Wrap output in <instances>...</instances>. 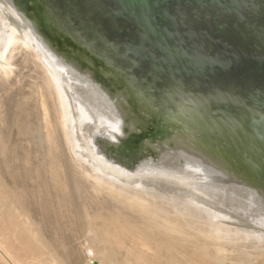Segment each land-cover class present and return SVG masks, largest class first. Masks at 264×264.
I'll list each match as a JSON object with an SVG mask.
<instances>
[{
    "label": "rangeland",
    "instance_id": "obj_1",
    "mask_svg": "<svg viewBox=\"0 0 264 264\" xmlns=\"http://www.w3.org/2000/svg\"><path fill=\"white\" fill-rule=\"evenodd\" d=\"M14 1L16 2L17 6H19L23 11L27 13L28 19L36 24L42 37L52 44L55 52L61 57L63 61L65 60L66 63H69V66L72 67L75 72H77V75L80 78L90 82L94 87L102 91L103 94L105 93L107 96H109L113 101V105L114 101L115 106L117 105V102L118 104L120 102V105L122 106L119 105V109H122V111L118 110L119 112H117L116 114H118L119 116L120 114L123 115V113L121 112L125 111V106L127 110L130 101L133 102L129 105L134 103V107H137L136 110L134 107V110L133 108H131V111L138 112V108L142 110V102H144V100L148 98L140 94L138 91L136 92L134 85H132L130 79L127 76V69L115 64H110L107 59L100 58L95 53H93L91 47L88 46L87 43L83 42L81 38L76 37L69 26L56 15L51 5H44V8H40L36 6L31 0ZM42 16L44 17L45 22L48 24V30H50V32L45 30L42 26ZM11 20L14 19L8 5H6L5 3L0 4V30H3ZM17 41L19 43L14 44V48L17 52L15 60V62H17L16 64H11L10 66L5 63V59H2L4 56H0V70L2 74L3 71H5V68H2V66H9V69H11L9 71L10 73H7L8 75L4 73V80H2L3 82L0 83V87H2L0 89V117L2 118V123H4V126H1L2 124L0 123V130L2 135L5 136L4 138L6 139V141H4L5 139L0 140V147L2 149L0 150V192L2 193L3 198L1 205L6 207L10 206L14 209H17L19 211V214H22L21 220L23 221L26 219L27 223L31 227V231H33L38 241L44 247V250H42V252L48 253V255L43 257L44 263L42 264H146V262L148 261V264H152L154 263V260V264H168V262L169 264H171L172 261H175L176 264H183L186 260L194 261L197 256L198 257L196 258V260H198L200 256L202 257L201 259H205V261L207 262H212L213 260L214 263L215 261L216 263L221 262L219 264H264V204L258 206L254 202L252 203L249 201H240L237 199L234 200L230 199L226 195H220L218 193L210 194L208 191L203 190V187L198 183H188L187 179L189 180V177L191 176H187L185 182L180 181V183H177L180 186L178 187V189H173L169 192V186H172L173 182H175L176 180H173L171 176H168L166 173L152 171L153 165L151 163L141 165V161H143L144 158L153 157L156 162L177 169L182 164V161L177 156L173 145L172 147H165L164 145H162L159 151L154 152L150 149L149 153L145 149L139 147L133 146L130 149L124 148V141L129 138V135L137 137H142L143 135V138L139 144L147 142L155 145L158 142H167L169 140L170 142H172L173 136L176 133V129L181 122L180 120H178V105L179 107L181 105H186V102H188L186 99L182 98L179 101H176L175 99L170 101L168 98L167 100L156 98L158 101H162L158 104H153L151 100L148 99L149 109H151L150 111L148 109L147 111H145L146 115L144 113V121L146 123V125L144 126V133H127V135L120 139L119 143L117 144L109 142L104 143L100 140L102 139L100 137L94 136V138L93 134L96 133V128H94L93 132H91L86 126L78 125L75 128L76 134L75 130L73 131V127L68 129L69 132H67L68 130L66 129V127L62 125V119H60L61 114L59 113L60 116L59 114H57L59 101H56L58 99H56L54 92H49L46 94L54 95L53 97L51 95V99L55 101L54 103L56 105L52 103L50 96L49 103H52V109H56L52 110L54 111V113L50 111V114L48 116L49 118L47 117L46 121L44 119V116H42L43 113L41 110H39V101L41 100L39 91L45 92L46 83L44 79H42L41 75L38 74L35 65H33L28 59L26 55L29 52L27 45H23L24 43L20 40ZM22 46L24 47L22 48ZM2 69L4 70L2 71ZM35 71H37V73H35ZM38 77H40L42 80ZM7 85L8 87H6ZM131 88L134 89H132L131 91ZM6 92L9 93V95H7ZM3 93H6V95H3ZM127 95L129 97H127ZM11 96L12 100L10 102L9 100L11 99ZM197 96L198 94L194 93L191 99L188 100H192ZM202 96L206 97L207 95L204 94ZM7 97H9L10 99L8 100ZM85 97V100H88V103L90 101V109H93L92 112H94L95 110L94 113L96 114L95 116H97V110H99V102L94 99L95 96H89L91 98L90 99L87 94H85ZM121 99H123V101ZM6 100L8 102H6ZM91 101L94 102L95 105H93L94 103H92ZM2 103L4 107L2 106ZM12 103L13 105H11ZM136 103L140 107L137 106ZM7 104H10L12 107H14L13 110L11 109V107H8V109ZM130 107H132V105ZM7 109L12 110V116L9 111L5 112ZM1 110L2 112L4 111L6 113L5 117V113H1ZM9 114L10 121L7 117L9 116ZM51 114L54 115L50 117ZM40 120H43V122ZM49 121L51 124L49 123ZM53 121L54 126L56 125L55 127H58V130L53 127ZM56 121H60V128L63 127L62 132L58 124L55 123ZM129 121L130 118H125L126 123H128ZM9 123L13 124L9 125ZM158 126H162L168 129L167 133L164 136H159L156 138L152 137L151 135L144 136V134H150L151 132H153ZM8 127L11 129L8 130ZM4 129L8 131L3 132ZM59 130L61 135L59 133ZM48 134L53 135L55 138L57 136V138L55 139V145L48 140ZM65 136L67 137L66 140H64ZM58 137H60L62 140ZM57 139L60 140L61 143H59L60 141H57ZM63 140L64 142H66L62 143ZM93 140L94 142H96L94 143ZM2 142H7L5 144L6 146L4 145V143L1 144ZM95 144L98 148L95 147ZM77 146H79L80 149H78ZM99 148H101L102 151L96 152V150H99ZM64 152H67L70 155L64 156ZM99 153H102V161L100 160L101 158L99 157ZM68 157H70L71 161L69 162V164H67L69 161ZM65 158H67L68 160L66 161ZM72 164L77 172L74 171V168H69L68 170V167H71ZM110 165L126 169V172L120 171L118 168H116L115 170L111 168V171L109 169ZM105 166L107 167V170H105ZM58 168L59 170H57ZM96 168H98V173L100 171L103 172H100L98 174L96 172ZM137 169L139 170L137 171ZM82 172H85V174H82ZM89 172L91 176L89 175V177H87V173L89 174ZM95 172L99 177L97 176V174H95ZM129 172H132V174L129 175ZM55 173H57V175H55ZM67 173L71 174V176H67ZM100 175L103 176V181ZM54 176L57 178H55ZM69 176L72 182L73 180H78V185L81 183L79 186L82 187L81 190L84 193L85 199L86 192L89 194V196L92 194L90 197L93 196L92 198L94 200L92 198H90V200L93 202L94 207L93 205H91L92 202H86V200L84 201V198L83 201L81 200V202H83L81 204L86 203L84 206L85 208H87V212L91 210L93 211V209L95 208L96 215L93 214L92 216L91 213H94V211H91V213L88 212L91 214V220H93L91 222H94L92 223V227H95V223H97L98 225H96L97 227L94 229L101 230L100 228H102V221L104 227L106 226V224H108V222L110 223V220L112 218H127V211L131 209H133V211L146 209V211H143L148 213L150 212V214L159 211L157 207V211L155 209L153 210L155 206L153 205V207L151 205L152 203L148 201L147 202L150 205L146 201H143L144 203L141 202V200L137 201V203L133 201V205H129V203L133 200H130V197L127 196L131 194L129 192H132V190L137 191L138 189H141V191L143 192L146 191L145 193H148V195L157 193L164 195L162 199H156V201H159V203H157L158 207H162L165 205V203H170L171 201L174 203H176L177 201L178 204L181 202L179 206H182V208H186L183 209L184 212L182 214L183 216H187L188 221H186L185 218L180 221V218L178 216L175 223H177V226H179V228L181 229L182 236L172 235L173 237H175L174 239L168 233L162 234V232H159L160 235L162 234V236H160L158 233H156V231L152 232L145 229L147 231V235H152V238L151 236H148L150 237V242H152L151 247L153 250L155 249V247L158 248L162 244V242H164V244H162V249L160 246L158 248L160 249L159 251L155 249L156 251L152 250V252L151 250H149L148 252L146 250H142V248H140L136 242L130 241V239L132 240V238L129 237H126L124 239L123 246L121 243L111 239L112 232L110 233L109 231H107L106 234H100V243H97L96 245L93 244L89 240V237L87 238V235H84V233H86V230L88 229L87 227L85 229L84 225L80 226V216L78 215V220L76 218L77 213L75 214L74 211L77 210L76 212H78V214L80 212L76 208L77 205L75 206V203L77 202L72 198L73 195L71 194L72 192H70V187H67L70 184L71 187L73 186V183H71V181L69 182L70 179L67 180ZM111 176L114 178H112ZM126 178L131 179V182ZM66 180L69 182V184H66ZM100 180L102 181V183L100 182ZM103 182H105V184H108L109 182L108 185L111 186L110 187L107 185L109 187V190L115 189L116 193L112 190H110V193H108L109 190L107 186H105V184L103 185ZM97 183L98 185H96ZM83 184H85V186ZM113 185H115V187H120V192ZM135 185H138V187H136ZM130 186L133 189L130 188ZM100 187L102 188L100 189ZM103 187L105 189H103ZM135 187L136 189L134 190ZM121 188L124 189L123 192H121ZM68 189L70 191H67ZM105 190L106 194L108 195L105 194ZM161 190L165 192H161ZM64 191L67 192L68 196H66ZM181 191L182 193H180ZM68 192H70L72 199L70 198V194ZM111 192H113V194ZM171 192H173L172 194L174 195H169V193ZM98 193L101 194L104 198ZM114 193L117 195H115ZM124 193L126 194V196H124ZM118 194H121V196H118ZM111 195L113 197H111ZM193 195L195 198L193 197ZM89 196L87 201L89 200ZM177 196L179 200L178 198H176ZM114 197H116V199ZM121 197H123L124 199ZM69 198L71 199V206L70 201H68ZM127 198L129 203H127L126 201ZM188 198H192L195 200V206H197L198 204V208L196 207L197 209L194 206L192 208L187 207L188 204L185 200H187ZM108 199L112 201H108ZM182 199L185 201V203ZM73 200L74 206L72 207ZM116 200H118L117 203ZM122 200L123 204L126 203L124 206L121 203ZM104 201L108 202L106 203ZM110 202L114 207L112 205L111 208L109 207ZM96 203H98V205ZM105 203L107 206L105 205ZM136 204L141 205V207L136 206ZM144 204L145 206L143 207L142 205ZM90 205L92 206V209ZM115 205L117 206V208ZM119 205H121L122 208L124 207V209L126 208L125 210H123L124 212L126 211V214L123 215L122 209L121 207H119ZM167 205H169L170 207L174 206L172 203ZM206 205H208L209 208H207ZM129 206H132V208ZM74 207L76 209H72ZM137 207H139L138 210ZM113 208L118 209V211ZM128 208L131 209L128 210ZM210 208L213 209V211ZM147 209L150 211H148ZM111 210H113V213L110 212ZM208 210H211L212 212ZM119 212L122 216L119 214ZM111 213L113 217L112 215L110 216ZM94 216L97 217L96 221ZM98 217L100 220H97ZM105 218L106 220H108V222L104 220ZM219 218L220 221L222 220L221 222L218 221ZM223 218L225 219L223 220ZM136 225H138V223ZM141 225L142 224H140V226ZM81 228H84V233L82 232L83 229L81 230ZM154 233L156 236L154 235ZM167 235L168 238H172V240H178L177 248L175 249V251H170L169 246L173 242L170 239H167ZM102 236L105 239H103ZM21 237L20 239L23 243L24 236L22 238ZM153 237L155 239H153ZM168 240L171 241L170 244H168ZM154 242L156 246L154 244L153 247ZM156 242L161 244L159 245ZM163 245H165V250H169L170 252H166L163 248ZM167 247L168 249H166ZM108 251L113 252L112 262L107 263L99 260V258H101V255H106ZM30 252L31 251L27 249V247H24V249H22L19 254L22 256H30ZM142 253L146 254V257ZM206 255H211V257L209 258ZM159 257L162 261L159 259L157 263L156 261ZM149 258L150 260H148ZM212 258L213 260H211ZM151 259L152 262H150Z\"/></svg>",
    "mask_w": 264,
    "mask_h": 264
},
{
    "label": "bare ground",
    "instance_id": "obj_2",
    "mask_svg": "<svg viewBox=\"0 0 264 264\" xmlns=\"http://www.w3.org/2000/svg\"><path fill=\"white\" fill-rule=\"evenodd\" d=\"M3 3L8 5V7L10 8L11 13H12V17L14 20H11L10 23L7 26H5V28L3 30H0V54H1L0 56H2V55L4 56L2 59H5L4 61L8 65L11 66V64H16L17 62H15V60H16L17 52H16V49L14 48V44L19 43L17 40H20L24 43L23 45H27L29 52L26 55H27L28 59L30 60V62L33 65H35V67L37 68L38 74L41 75L42 79H44V81L46 83V89L47 90L45 89V92L39 91L40 92L39 95H40V99H41L39 101L40 102L39 103V107H40L39 110L42 111L43 115H42V113H41V115L44 116L45 121H46L47 117L49 116L50 111H52L54 109V108L52 109V106H53L52 103L55 102L51 99V95H52V97L54 95L53 94L47 95L46 93L54 92L56 99H58L56 101L57 102L59 101L58 102L59 105L57 104L59 106V108H57L58 109L57 114H59V113L61 114L60 119H62L61 120L62 125L64 127H66L67 130L73 127V131H74L76 126H78V125L86 126L91 132H93V129L96 128V130H95L96 133L93 134V137L94 136L100 137L102 139H100V138L99 139L102 142H104V143L109 142V143H113V144L119 143V140L122 139L123 137H125L127 135V133H134V132H137L138 134L144 133V126L146 125V123L144 121L145 120L144 116L146 115L145 111H147V109L150 111V109H151V108L149 109V100L148 99H146V100H144V102H142V105H141L142 110H140V108H138L139 109V110H137L138 112L131 111V108H133L135 105L133 103V104H131L132 107H130L131 105H129V104L133 102V101L132 102L130 101L128 104L127 110H126V106H125V111L121 112V113H123V115L120 114V116H119L116 113L119 111H122V109L121 110L119 109L120 102L118 104V102L116 101L118 106L117 105L115 106V101H114V105H113V103H112L113 101H112V99H110L109 96H107L105 93L103 94L102 91H100L99 89L94 87L90 82L85 81L82 78H80L77 75V72H75L74 69L69 66V63H66L65 60L63 61L61 59V57L55 52V50L52 47V44L42 37V35H41L39 29L37 28L36 24L28 19L27 13L25 11H23L19 6H17L16 2L14 0H1L0 4H3ZM8 29H9V31H8ZM23 47L24 46H22V48ZM3 67L5 68V71H3L4 69H2V71H3V74H2V72L0 70V83L3 82L2 80H4L3 79L5 77L4 73L7 74L11 70V69H9V66H7L8 68L6 66H2V68ZM37 71H35V73H37ZM34 76H36V75H34ZM38 78H40V77H38ZM2 85H4V84H2ZM6 87H8V85ZM1 88L2 87H0V89ZM132 89H134V88H131V91H132ZM0 92H1V90H0ZM6 93H3V95L4 94L6 95ZM84 93L87 94L88 97L89 96H92V97L95 96L94 99H96L99 102V110H97L98 111L97 116H95L96 115L94 113L95 110H94V112H92L93 109L92 110L90 109L91 108L90 104H89L90 101L88 103V100H85L86 97H85ZM7 95H9V93H7ZM12 96H11V99L9 97H7L8 100L10 99L9 100L10 102L12 100ZM49 96H50L52 103H49L50 102ZM88 97H87V99H88ZM127 97H129V96L127 95ZM195 98H198L197 101L200 104H204L206 102L205 100L210 99L208 96H206V97L201 96L200 98L202 100L199 99V96H197ZM2 99H3V97H2ZM113 100H114V98H113ZM121 100L123 101V99H121ZM125 100H126V98H125ZM118 101H120V100H118ZM187 101L188 102L186 105H181L180 107L178 105V108H179L178 120H180L181 122H180L178 128L176 129V133L173 136L172 142H170V140H169L167 142H158L155 145H152L151 143L143 142L142 144L137 145V147L145 149L148 153L150 152V149L153 150L154 152L159 151V149L161 148L162 145H164L165 147H172V145H173V148H174L175 152L177 153V156L182 161V164L180 165V167L175 169L173 167H168V166L162 165L161 163L156 162L153 157L144 158L143 161H141V165L146 164V163L147 164L151 163L153 165L152 171L159 172V173H166L168 176H171V178L173 180H176L175 182H173L172 186H169V189H170L169 192L172 191L173 189H178V187H180V186L177 183H180V181L185 182L186 177L191 176V177H189V180L187 179L188 183L189 182L198 183L199 185H201L203 187V190L208 191L210 194L218 193L220 195H226L230 199H234V200L237 199L240 201H249L252 203L254 202L258 206L263 205L264 204V178H263V175L259 174L256 171V169L251 166V161L254 160V158H255L254 153H253L252 149L243 147L242 142H241L240 138L238 137V133H236L237 132V126L235 125L236 123L234 122V120L223 119L222 117H219V118L214 117L213 118V116H211V115L207 116L204 114H200V113H198V111L194 110V109L198 110V107H196L198 105H195V107H194L192 104H190L191 102L194 103V99L187 100ZM2 102H3V100H2ZM6 102H8V101L6 100ZM13 103L11 105H13ZM92 103H94V102H92ZM125 103H127V102H125ZM8 105H10V104H7V108L11 107V109L13 110L14 107H12L11 105L10 106H8ZM93 105H95V103ZM125 105H127V104H125ZM136 105L139 106L137 103H136ZM2 106H3V103H2ZM120 106H122V105H120ZM134 108H135V110L137 109V107H134ZM134 108H133V110H134ZM5 109H6V107H5ZM8 109L5 112L9 111L11 113L12 110L10 109L11 110L10 111ZM2 110H4V109H2ZM2 110H1V113H5L4 111L2 112ZM52 113H54V111H52ZM144 113H145V115H144ZM60 114H59V116H60ZM5 115H6V113L4 114V117H5ZM52 115H54V114H51L50 117H52ZM11 116H12V113H11ZM7 117H8V120L10 121V118H9L10 114ZM127 117L130 118V121L128 123L125 122V118H127ZM38 118H39V116H38ZM40 121L43 122V120H40ZM2 122H3L2 118L0 117V123L2 124L1 126H4V123H2ZM59 122L60 121H56L55 123H57L59 128H60L61 125H59L60 124ZM49 123H50V121H49ZM11 124H13V123H9V125H11ZM52 124H53V127L55 129L58 128V127H55L56 125L54 126V121ZM42 125H41V127H42ZM62 128H60L61 132H62ZM10 129L11 128L8 127V130H10ZM8 130L4 129L3 132L4 131L7 132ZM53 132H54V130H53ZM67 132H69V130ZM59 133H60V130H59ZM45 134H46V132H45ZM75 134H76V130H75ZM60 135H61V133H60ZM63 135H64V132H63ZM130 136L131 135H129L128 137H130ZM4 137L5 136L2 135L1 130H0V140H4L5 139ZM47 138L54 145L56 144L55 139L57 138V136L55 138L53 135L48 134ZM58 138H60V137H58ZM66 138L67 137L65 136L64 140H66ZM64 140L62 143L66 142V141L64 142ZM4 141H6V139ZM57 141H60V140L57 139ZM93 142H94V140H93ZM3 143L5 145L7 142L6 143L2 142L1 144H3ZM52 143H51V145H52ZM59 143H61V141ZM67 145H68V143H67ZM95 147L98 148L96 146V144H95ZM64 148H66V147H64ZM77 148L80 149L79 146H77ZM69 149H70V147H69ZM0 150H2L1 147H0ZM97 151L99 152L102 150H101V148H99V150H96V152ZM67 152H64V156L70 155V154H68L69 152L68 153ZM99 157L101 158L100 160L102 161V153H99ZM68 158H69V161L67 164H69V162H71L70 157H68ZM65 160L67 161L68 159L65 158ZM59 168L57 170H59ZM69 168H74L73 164L71 167L70 166L68 167V170H69ZM111 168L113 170L118 168L120 171L126 172V169L110 165L109 169L111 170ZM97 169L98 168H96V172H97ZM105 170H107V167ZM138 170L139 169H137V171ZM74 171H76L75 168H74ZM70 172H71V170H70ZM96 172H95V174L98 173V172L97 173ZM100 172H103V171H100ZM68 173H67V176L68 175L71 176V174H68ZM72 173H73V169H72ZM82 174H85V172L84 173L82 172ZM98 174H97V176H98ZM131 174H132V172H129V175H131ZM55 175H57V173H55ZM87 175H88L87 177H89L90 172H89V174L87 173ZM70 176L67 178V180L70 179ZM101 177H102V181H103V176H101ZM55 178H57V177H55ZM112 178H114V177H112ZM126 179L131 182V179H129V178H126ZM152 180H154V179H152ZM60 181H61V178H60ZM70 181H71V183H73V186L71 187V184L69 186H67V187H70V189H71V191L69 189L67 191L72 192L71 193L73 195L72 198L74 200H76V202H77V203H75V206L77 205L76 208L80 212L78 214V212H76L77 210L74 211L75 214L77 213L76 218L78 220V218L80 216L79 221L81 220V222L80 223L78 222V223L80 224V226L84 225L85 229H86V227L88 229V230H86V233H84V228H81V230L83 229L82 232L84 233V235H87L86 237L87 238L89 237V240L95 245L97 243H100L99 242L101 239L100 234L103 235V233L106 234V232L109 231L110 233L112 232L111 239L121 243L122 245L124 243V239L126 237H129V238H132V240L130 239V241L136 242L138 244V246L140 248H142V250H146L147 252L149 250H151V252H152V250H153L151 247L152 242H150V240H149L150 239L149 236H151V238H152V235L148 234L149 235L148 236L146 230H149L152 232L156 231V233H158V234H159V232L160 233L162 232V234L168 233L171 236L172 235H174V236L175 235H177V236L181 235L182 236L181 229L179 228V226H177V223H175L178 216L180 218V221H182L183 218H185L186 221H188L187 216H183V214H182L184 212L183 209H186V208H182V206H179L181 203L180 202L181 200L179 201L180 202L179 204L177 203V201H176V203L171 201L170 203L169 202L165 203V205L162 207H158L157 206V203H159L158 200L160 198L162 199V197H164V195L158 194V193L148 195V193H145L146 191L143 192V191H141V189H138L137 191L132 190V192H129L131 194H129L127 196L130 197V200H132V199L133 200L129 203L128 198H127V200H126L127 203H129V205L130 204L133 205V203H132L133 201L136 203L139 200H141V202H143V201L147 202L148 201V202L152 203L151 204L152 206L153 205L155 206V207L153 206L154 207L153 210L154 209L156 210V207H157V209L159 211L156 210L157 212H154V213L152 212L153 214H150V212L149 213L145 212L146 209H141V210L139 209L140 210L139 211L138 208L141 207V205L136 204V206H139V207H137L138 211H133V209H131L132 206H129L131 208H128V210L129 209H131V210L127 211V214H128V216L126 215L127 218H121V217H115L114 216L115 218H112L110 220V223L105 218L104 220H106V222H108V224H106V226H104L105 229L103 227V224H102L103 221L101 219V221H102L101 225L102 226L99 223L98 224L102 227L100 229L101 230L103 229V230L102 231L98 230V229L96 230L94 228H96L98 225H97V223H95L97 226L95 225V227L93 228L92 223H94V222H91L93 220H91L92 218H90L91 214H92V216H93V214L96 215L95 208L93 209L94 213H91V211H92L91 205H93V207H94L93 202L90 200V198L93 197V196L90 197L92 194L89 196V194L85 191L86 194H88V195L85 194V197H86V199H85L84 193L81 190L82 187L79 186L81 183L78 185V180L77 181L73 180V182H72V180L70 179L69 182ZM102 181L100 180L101 183H102ZM69 182L67 181L66 184L67 183L69 184ZM139 182H140V180H139ZM112 183H115V182H112ZM104 184H105V182H103V185ZM108 184H109V182H108ZM108 184H105V186H107ZM83 185L85 186V184H83ZM96 185H98V183ZM115 185H113V186L115 187ZM130 185H133V184H130ZM108 186H110V185H108ZM108 186H107V188L109 190ZM136 187H138V185ZM136 187L134 188V190L136 189ZM139 187H141V186H139ZM146 187H148V186H146ZM60 188H61V185H60ZM98 188H99V186H98ZM101 188L102 187H100V189ZM115 188H117L119 190L120 187H115ZM130 188H132V187L130 186ZM103 189H105V188L103 187ZM110 190H112V189H110ZM110 190L108 193H110ZM123 190L124 189L121 188V192H123ZM162 190H161V192H165ZM112 191L116 193L115 189ZM70 192H68V193L70 194ZM113 192H111V193L113 194ZM119 192H120V190H119ZM124 192H126V191H124ZM102 193H103V191H102ZM172 193L173 192L169 193V195ZM180 193H182V191ZM65 194H66V196H68L67 192H65ZM71 194H70V198H71ZM105 194H106V190H105ZM99 195H101V194H99ZM106 195H108V194H106ZM115 195H117V194H115ZM119 195L121 196V194H118V196ZM172 195H174V194H172ZM88 196H89L90 201L89 200L87 201ZM124 196H126L125 193H124ZM111 197H113V196L111 195ZM193 197H194V195H193ZM70 198L68 201H70L72 199V198L71 199ZM83 198H84V201L86 200V202H92L90 205L91 211H88L91 214L87 212V208H85V206H84L86 203L81 204V203H83V202H81V200L83 201ZM114 198L116 199V197H114ZM121 198H123V197H121ZM176 198H178V196ZM156 199H158V200L156 201ZM74 200L72 201L73 202L72 207L74 206ZM178 200H179V198H178ZM2 201H3L2 193L0 192V264H40V263L42 264V263H44L43 257L48 255V253L42 252V250H44V247L38 241V239L36 238V235L33 233V231H31V227L27 223L26 219L22 221L21 220L22 214H19V211L17 209H14L10 206L9 207L8 206L7 207L2 206L1 205ZM108 201H112V200L108 199ZM185 201L188 204V206H187L188 208H192L193 206L195 208L196 207L198 208V204H197V206H195L196 202L194 199L188 198ZM185 201H184V203H185ZM8 202H9V200H8ZM104 202H106V201H104ZM117 202H118V200H116V203ZM122 202H123V200L121 201V203ZM106 203H105V205H106ZM171 203L174 206L170 207L169 205H167V204H171ZM201 203H203V202H201ZM96 204L98 205V203H96ZM125 204L122 203L123 206ZM87 205H88V203H87ZM111 205L112 204L110 202V206L109 205L108 206L111 208L113 206V205L112 206ZM70 206H71V201H70ZM142 206L144 207L145 204ZM206 206H207V208H209L208 205H206ZM119 207H121L123 215L126 214L125 213L126 211L125 212L123 211L126 208L125 209H124V207L122 208L121 205H119ZM127 207H128V205H127ZM76 208L74 207L72 209H76ZM116 208H117V206H116ZM116 208H113V209L118 211V209H116ZM146 208H147V205H146ZM211 208H214V207H211ZM143 210H145V211H143ZM211 210L213 211V209H211ZM211 210H208V211H211ZM148 211H150V210H148ZM216 211H219V210H216ZM110 212L113 213V210H111ZM128 212H130V213H128ZM112 213L110 214V216L112 215ZM117 214H118V212H117ZM119 214H120V212H119ZM213 214H214V212H213ZM215 215H216V213H215ZM99 217L97 220H100ZM112 217H113V215H112ZM215 217H217V216H215ZM218 217H219V215H218ZM94 218L96 221L97 217L94 216ZM120 218H121V222H120ZM225 218H223V220ZM221 219H222V217H221ZM132 220H133V222H132ZM218 221H220V218ZM135 223L136 224L138 223V225H136ZM140 224H142L143 227H146V228H143L142 225L140 226ZM104 225H105V222H104ZM143 229H144V231H143ZM162 234L161 235L159 234V235L162 236ZM154 235H155V233H154ZM21 236L22 237L24 236V242L23 243L20 239ZM102 238H103V236H102ZM172 238L175 239V237H173V236H172ZM172 238L171 239L168 238V235H167V239H170L173 242L169 246L170 247L169 249H170V251H175V249L177 248L178 240H172ZM103 239H105V238H103ZM153 239H155V238L153 237ZM170 240H168V244H170V242H171ZM156 243H158V242H156ZM154 244H155V242L153 243V247H154ZM162 244H164V242H162ZM162 244L160 245L161 249H162ZM155 246H156V244H155ZM164 246L165 245H163V248L165 250ZM24 247H27V249H29L31 251L30 256H28V255L22 256L19 254V252H21L22 249H24ZM126 247H128V246H126ZM158 248L155 247V249H157L159 251L160 249H158ZM166 249H168V247ZM165 251L168 252L169 250L168 251L165 250ZM112 254H113L112 251H108V253L106 255H104V256L101 255V258H99V260H101L102 262H107V263L112 262V260H113ZM142 254L144 256L146 255L144 253H142ZM206 256H208L209 258L211 257V255L210 256L206 255ZM147 257H149V256H147ZM150 258L148 260H150ZM196 258L194 259V261L186 260L183 264H219V263H221V262L216 263V261L214 263L213 258L211 259V260H213L212 262H207V261H205V259H201L202 257H200V256H199L198 260H196ZM159 259H160V257L157 259V261H156L157 263H158ZM195 260H196V262H195ZM206 260H207V258H206ZM169 261H171V260H169ZM148 262H146V264H148ZM150 262H152V259ZM154 263H155V260H154ZM154 263H152V264H154ZM119 264H121V263H119ZM164 264H166V263H164ZM168 264H169V262H168ZM171 264H176V262L172 261Z\"/></svg>",
    "mask_w": 264,
    "mask_h": 264
},
{
    "label": "water",
    "instance_id": "obj_3",
    "mask_svg": "<svg viewBox=\"0 0 264 264\" xmlns=\"http://www.w3.org/2000/svg\"><path fill=\"white\" fill-rule=\"evenodd\" d=\"M31 1L51 5L93 53L127 69L136 92L153 104L207 95L204 104L193 98L194 110L234 120L254 153L251 166L264 176V0ZM142 138L129 137L124 148Z\"/></svg>",
    "mask_w": 264,
    "mask_h": 264
}]
</instances>
